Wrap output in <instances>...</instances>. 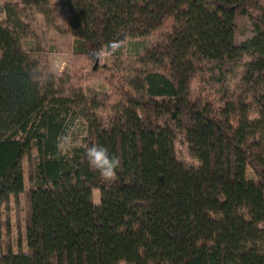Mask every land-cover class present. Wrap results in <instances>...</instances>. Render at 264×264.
I'll return each mask as SVG.
<instances>
[{
  "label": "trees",
  "instance_id": "1",
  "mask_svg": "<svg viewBox=\"0 0 264 264\" xmlns=\"http://www.w3.org/2000/svg\"><path fill=\"white\" fill-rule=\"evenodd\" d=\"M64 1L93 60L167 31L133 88L117 89L112 117L84 114L66 156L57 140L71 99L42 91L18 13L3 5L0 264H264V0ZM244 55L236 82L218 89ZM178 138L194 166L177 158ZM84 145L120 157L115 182L89 167ZM10 206L23 247L9 240Z\"/></svg>",
  "mask_w": 264,
  "mask_h": 264
},
{
  "label": "rangeland",
  "instance_id": "2",
  "mask_svg": "<svg viewBox=\"0 0 264 264\" xmlns=\"http://www.w3.org/2000/svg\"><path fill=\"white\" fill-rule=\"evenodd\" d=\"M13 5L18 13L19 28L16 33L42 91L56 98H70L65 117V131L73 139L68 155L80 145L85 133L84 114L95 113L108 121L113 115L119 86L132 89L144 70L140 58L162 38L167 29L153 33L143 40L126 39L110 49L106 56L92 59L85 42L72 37L67 20L68 8L64 0H0V24L5 16L3 5ZM244 55L236 61L224 76L218 89L233 85L248 61ZM197 84L193 85V90ZM95 106V107H94ZM175 154L179 160L194 166L182 138L175 142ZM248 175L251 177V174ZM92 199L98 201V191H92ZM23 207L22 200L19 202ZM10 243L23 247V214L10 206ZM6 237L0 236V246Z\"/></svg>",
  "mask_w": 264,
  "mask_h": 264
},
{
  "label": "clouds",
  "instance_id": "3",
  "mask_svg": "<svg viewBox=\"0 0 264 264\" xmlns=\"http://www.w3.org/2000/svg\"><path fill=\"white\" fill-rule=\"evenodd\" d=\"M106 49L97 50V58L106 56ZM73 145V139L70 134H63L58 137L57 149L59 152H68ZM84 156L90 168L97 171L103 181L113 183L117 179V169L121 167V159L118 156H110L108 150L100 145H84ZM195 159V158H193Z\"/></svg>",
  "mask_w": 264,
  "mask_h": 264
}]
</instances>
